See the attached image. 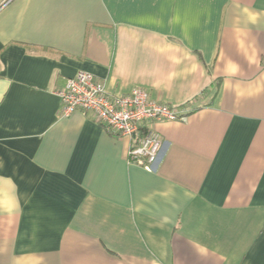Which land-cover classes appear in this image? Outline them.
<instances>
[{"label":"crops","instance_id":"1","mask_svg":"<svg viewBox=\"0 0 264 264\" xmlns=\"http://www.w3.org/2000/svg\"><path fill=\"white\" fill-rule=\"evenodd\" d=\"M79 70L186 112L154 169ZM0 264H264V0H0Z\"/></svg>","mask_w":264,"mask_h":264},{"label":"built area","instance_id":"2","mask_svg":"<svg viewBox=\"0 0 264 264\" xmlns=\"http://www.w3.org/2000/svg\"><path fill=\"white\" fill-rule=\"evenodd\" d=\"M59 95L63 116L77 110L93 112L96 121L108 131L131 139L129 161L150 169H154L163 144L154 123L181 120L186 113L152 99L143 87H135L125 95H111L104 84L86 70H79L70 77Z\"/></svg>","mask_w":264,"mask_h":264}]
</instances>
